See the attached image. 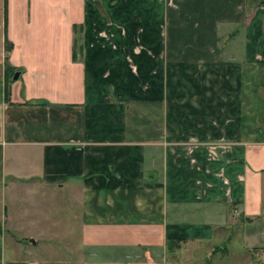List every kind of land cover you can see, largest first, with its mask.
Returning <instances> with one entry per match:
<instances>
[{"label":"crops","instance_id":"1","mask_svg":"<svg viewBox=\"0 0 264 264\" xmlns=\"http://www.w3.org/2000/svg\"><path fill=\"white\" fill-rule=\"evenodd\" d=\"M25 192L48 200L38 238L68 260L10 264H250L264 248V0H0L6 223L7 193L18 206Z\"/></svg>","mask_w":264,"mask_h":264},{"label":"rangeland","instance_id":"2","mask_svg":"<svg viewBox=\"0 0 264 264\" xmlns=\"http://www.w3.org/2000/svg\"><path fill=\"white\" fill-rule=\"evenodd\" d=\"M10 187V186H9ZM11 188V187H10ZM9 188V190H10ZM24 200L22 203L18 204V206L13 205L9 201V193H7V217L11 220V222L17 225L16 235L20 239H28V243L22 240L21 251H16V247L14 245V238L11 233L12 223L10 221L5 222L1 217H5V214L0 213V231L6 237L5 247H4V255L3 259L5 264H10L15 258L18 259H33V260H46V261H57L58 259L68 260L67 253H65V247L61 245L58 241H49L44 242L40 241L38 236L41 232L49 233L51 232L50 223L52 219H48L45 221V215L42 212L49 211L47 206L50 205L46 198H39L36 195L32 196L28 193H24ZM49 197V196H48ZM43 206L46 208L43 210ZM50 210H53L52 208ZM6 223V226H5ZM242 223V222H241ZM240 224V223H239ZM6 227V229H5ZM240 228H237V230ZM62 231V230H61ZM243 231V230H242ZM235 234V232H234ZM242 234V232H241ZM237 234H235V237ZM239 237V236H237ZM35 240V243L31 244L30 241ZM25 248L27 251H25ZM23 249V250H22ZM61 250V253H58ZM263 249L253 248V255L249 258L250 264H262L257 261L256 255L258 252H263ZM237 254L239 253L238 246L236 247ZM236 254V253H235ZM236 254V255H237ZM256 254V255H255Z\"/></svg>","mask_w":264,"mask_h":264},{"label":"trees","instance_id":"3","mask_svg":"<svg viewBox=\"0 0 264 264\" xmlns=\"http://www.w3.org/2000/svg\"><path fill=\"white\" fill-rule=\"evenodd\" d=\"M10 47L11 46L7 43V51L10 49ZM78 50L79 51L81 50L79 37L76 38L75 43H74V57H76V53L78 52ZM9 96H10V88H9V83L7 80L6 81V87H5V97H6L7 101L9 100ZM173 247H174L173 242L172 241L169 242V245H168L169 250H171ZM207 264H210V261H208Z\"/></svg>","mask_w":264,"mask_h":264},{"label":"water","instance_id":"4","mask_svg":"<svg viewBox=\"0 0 264 264\" xmlns=\"http://www.w3.org/2000/svg\"><path fill=\"white\" fill-rule=\"evenodd\" d=\"M16 78H17V76H16Z\"/></svg>","mask_w":264,"mask_h":264}]
</instances>
